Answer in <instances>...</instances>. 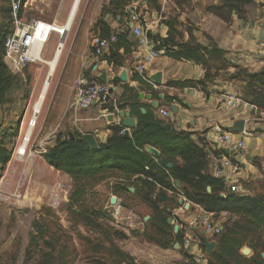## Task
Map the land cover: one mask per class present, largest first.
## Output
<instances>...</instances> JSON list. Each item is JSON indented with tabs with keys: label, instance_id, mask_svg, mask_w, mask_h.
I'll list each match as a JSON object with an SVG mask.
<instances>
[{
	"label": "rangeland",
	"instance_id": "374dc122",
	"mask_svg": "<svg viewBox=\"0 0 264 264\" xmlns=\"http://www.w3.org/2000/svg\"><path fill=\"white\" fill-rule=\"evenodd\" d=\"M108 2L80 0L73 27L65 32V49L50 78V89L41 111L35 113L37 121L26 151L36 156L30 159L23 154L16 158L14 150L21 144L26 121L34 114L33 104L47 66L36 60L25 69L16 71L0 50V75L11 79V89L4 104L0 105V132L14 134L13 138L7 139L10 159L0 166V264H220L221 261L217 262L212 256V251L221 253L219 240L224 229L221 234H206L200 232V224L193 231L190 250L175 246L173 225L179 221L172 218L169 223L172 228L161 233L154 224H146L152 214L150 209L136 199L129 200L123 194L112 193L108 174L98 181L74 180L49 166L43 157L46 150L55 145L58 133L61 137L66 135L67 127L61 124V97L64 98L82 74H87L83 65L92 53L93 37L101 34V22L108 25L115 20V13L121 12H115ZM71 3L72 0L22 2V15L27 20L33 18L39 22L37 36L43 42V58H50L61 40ZM160 3V0L154 4L148 0H130L124 10L128 6L136 10L151 32L150 25L156 20L154 12L160 9ZM10 4L11 0H0V29L6 35L13 28ZM172 34L174 39L176 35L181 38L180 32ZM226 62L224 65L219 62L211 64V75L214 68L218 69L216 76L210 79L218 77L223 81L224 96L233 94L241 103L251 105L247 102L251 98L249 80L235 65L245 69L246 73L259 71L264 65L250 67L230 59ZM110 103L112 101L103 104L107 111ZM112 196L121 203L122 209L116 215L110 206ZM180 199V206H183L187 201ZM186 211L184 209L185 215ZM208 216L220 226L227 219L224 213H208ZM257 236L264 240V234L258 231L249 232L247 239L255 240ZM205 242H214L210 251L206 250ZM244 247L249 248L244 243L238 253L251 256L250 248L248 255L242 254ZM257 253L264 264L259 247ZM222 257L228 264H238L233 256L222 254Z\"/></svg>",
	"mask_w": 264,
	"mask_h": 264
},
{
	"label": "trees",
	"instance_id": "16d2710c",
	"mask_svg": "<svg viewBox=\"0 0 264 264\" xmlns=\"http://www.w3.org/2000/svg\"><path fill=\"white\" fill-rule=\"evenodd\" d=\"M24 0H20V5ZM130 0H109L108 4L115 12V17L127 16L125 13L126 2ZM154 4L156 0H148ZM253 4V0H220L218 5L206 7V11L212 13L222 21L229 23L232 16L238 19L245 18V8ZM124 12V13H123ZM108 14H114L109 13ZM123 14V16L121 15ZM142 18V17H141ZM101 34L99 37L108 38L113 35L109 25L101 22ZM148 38L154 43V48H164V54L173 59H183L198 63L204 69L202 79L196 81L204 86V82L210 77L211 64L219 62L226 64L225 51L215 45L202 46L194 36L189 33L188 40L176 41L172 32H168L165 38L153 35L147 31ZM5 31L0 29V50L4 52ZM127 32H121L115 36L113 46L116 49L133 43L126 39ZM126 52V50H125ZM107 62L114 66H121L119 57L115 51L110 55L102 56ZM237 70L244 72L248 78L251 98L247 101L257 110L264 111V68L256 72L246 73L245 69L235 65ZM136 79L138 77H135ZM117 79L113 80L116 84ZM194 81H175L169 83L172 86L184 88ZM11 89V79L0 75V105L4 104L6 95ZM124 91L132 88L124 87ZM153 97H157L151 91ZM131 100H124L117 104L120 109L129 106V112L136 118V124L132 128L130 137L120 134L121 126L113 125L112 134L104 141L98 142V147L93 149L82 141V134L75 130H65L66 135L61 137L58 133L54 146L48 148L43 157L49 166L61 171L74 180L90 179L98 181L108 174V180L115 177L111 185L112 193L123 194L128 199H136L150 209V215L146 224H154L161 233L167 228H172L167 223V218H175L172 210L178 206V200L184 198L191 205L200 206L205 212L213 215L224 213L227 215L225 223L221 224L219 245L221 253L233 256L238 264H261L257 248L264 254V240L259 236L247 239L249 232L264 234V195H240L230 191L222 178H216L206 171L209 152L206 151L205 143H196L191 139L192 133L185 130L172 128L166 131L162 126L166 121L155 116L154 108L144 105L145 112L140 111L141 104L136 102V94H132ZM169 100L179 102L176 97ZM68 132H72L74 139H70ZM14 134L9 131L0 132V166H4L10 159L11 149L8 147V138ZM150 145L156 148L160 155L155 157L149 154L145 147ZM215 155L223 153L218 149L212 151ZM229 158V156L227 155ZM181 160V162L179 161ZM168 164L171 166L168 167ZM179 181L175 187L174 181ZM133 188L130 192L128 188ZM209 187L210 191L206 188ZM222 194L224 196H222ZM121 205V203H120ZM173 242L184 248L182 243V232L180 229L172 235ZM247 241V242H245ZM247 243L252 250V255L244 257L238 250ZM212 251V256L221 261L220 264H228L224 261L222 254ZM122 255V253H120ZM47 264V262H46Z\"/></svg>",
	"mask_w": 264,
	"mask_h": 264
},
{
	"label": "crops",
	"instance_id": "0c3cea01",
	"mask_svg": "<svg viewBox=\"0 0 264 264\" xmlns=\"http://www.w3.org/2000/svg\"><path fill=\"white\" fill-rule=\"evenodd\" d=\"M177 1L183 0H160V9L154 12L156 20L152 22L153 25H150L153 35L165 38L168 32H180L181 38L176 35L174 40L182 42L188 40L189 33H191L202 46L209 47L213 44L225 51V59L250 67L258 64L264 65V0H253V4L245 8L243 20L233 15L229 23L205 10L210 5H218L220 0H184L182 3ZM129 8L132 9L131 6L126 7L125 13H128ZM126 21L127 16L117 15L115 20L108 25L115 36L123 31L127 32L126 39L133 44L116 49L113 46L115 39L101 55V57L109 56L112 51H115L121 66H114L103 57L93 55V48L83 65L87 74L82 75L92 80H96L101 71H106L107 85L112 98L110 99L112 103L108 104V111L99 103L86 109H74L72 107L74 87L71 86L72 89L68 90L64 98L61 97L60 105L63 108L61 124L65 125L67 130H75L81 134L91 133L97 142H104L112 134L111 126L120 125L122 127L118 116V111L121 110L117 107L118 102L131 100L132 94H136V102L141 104L140 109H144V105H150L154 108L156 117L171 124L170 129L189 131L192 133L191 139L196 143L199 141L205 143V149L209 152V162L206 168L208 173L213 175L214 165H218L221 159L229 156V160L236 164L233 172L224 169L227 174L225 185L230 191L240 195H264V111H257L255 107L244 102L235 110H224L222 106V100L225 97L223 81L215 77L205 81L204 86H201L196 83L204 76V69L200 64L183 59H173L166 56L164 52L144 65L145 74L149 78V81H144L138 73L134 72V67L141 60L147 48L136 46L135 38L130 31L126 30ZM142 21L144 27L150 31L143 18ZM122 70L126 72L125 81L119 79ZM158 72L161 75L159 86L154 85L150 80L151 75ZM116 79L117 82L114 84L113 80ZM186 80L194 82L184 88L169 84ZM126 86L132 88V93L124 91ZM151 91H154L157 97H153ZM140 93L149 95L150 98L146 99L144 96L140 99ZM159 94H162V99H159ZM169 97H176L179 102L169 100ZM152 100H157V107L152 105ZM170 105L178 107V113L181 115L180 121L176 114L170 111ZM129 109V106H125L122 110L129 112ZM161 109L169 111V115L162 116ZM129 116L134 118L136 124V118L130 112ZM237 120L244 121L243 132H231L235 139L239 138L244 141V149L234 154H227L223 151L215 155L212 151L220 148L210 145L206 138L207 133L215 127L229 130L228 128ZM131 130L132 128L129 129V134ZM115 179L117 178L113 177L109 180L110 185ZM179 200L178 204L181 205ZM186 212H188L187 215L184 214V205L172 210L174 219L179 221L178 223L189 226L192 231L199 227V224L194 222L197 218L209 217L208 213L196 204L193 206L189 204ZM200 232L203 231L200 230Z\"/></svg>",
	"mask_w": 264,
	"mask_h": 264
},
{
	"label": "built area",
	"instance_id": "2783aa9c",
	"mask_svg": "<svg viewBox=\"0 0 264 264\" xmlns=\"http://www.w3.org/2000/svg\"><path fill=\"white\" fill-rule=\"evenodd\" d=\"M22 6L20 0H11L10 13L13 23V28L9 34L6 35L3 43L5 58L9 61L12 69L19 71L25 69L29 64L34 63L37 59V51L41 47L40 38L37 36L39 22L36 19L27 20L21 13ZM126 21V30L130 31L135 38L137 47H145L147 50L142 54L141 60L135 65L134 72L138 73L144 81H149L145 74L144 65L150 63L160 53L164 52V48L156 50L154 43L147 36V29L144 27L141 16L132 8L128 9ZM115 35L108 38H101L94 36L92 41L93 55L101 56L103 51L109 46L111 42L115 41ZM152 45V46H151ZM72 99V107L74 109H86L95 103L105 104L110 102L111 92L107 83H100L97 79L92 80L86 76H80L74 85ZM241 105L240 99L228 94L222 100L224 110H235ZM160 114L164 117L169 115V111L161 109ZM37 118L35 114L28 121H26V128L23 132L21 143H24L25 149L30 141L33 133V128L36 125ZM125 128L122 127L120 134H124ZM210 145L219 147L220 150H228L237 153L244 149V141L242 139H235L231 131L215 127L206 135ZM218 149V148H217ZM15 155L16 151L14 150ZM224 169L230 172L235 171L236 164L232 163L229 158L224 157L220 160L218 165H214L213 175L216 178H222L224 183L227 182V174ZM222 196H224L222 194ZM114 209V215L120 212L121 205L118 201L110 205ZM187 210V209H185ZM196 224L202 225V231L206 234L217 235L221 230V226L208 217L197 218L194 221ZM191 225V224H190ZM178 229L182 232V243L184 247L190 248L194 241V233L191 228L182 223L178 224ZM188 227V229H187Z\"/></svg>",
	"mask_w": 264,
	"mask_h": 264
},
{
	"label": "water",
	"instance_id": "95a60500",
	"mask_svg": "<svg viewBox=\"0 0 264 264\" xmlns=\"http://www.w3.org/2000/svg\"><path fill=\"white\" fill-rule=\"evenodd\" d=\"M64 35H65V31L63 32V35H62V38L61 40L64 39ZM96 68V67H95ZM160 73H155L153 75H151L150 77V80L152 81V83L154 85H157L159 86L161 84V77H160ZM49 79V77H48ZM96 79L100 82V83H103V84H106L107 83V73L106 71H101ZM119 79L125 81L126 80V72L125 70H122L121 73L119 74ZM145 96L146 99H149L150 96L149 95H144V93H140L139 94V98L142 99L143 97ZM159 99H162V94H159L158 95ZM152 105L154 107H157V100H152L151 101ZM140 111L143 113L144 112V109L141 108ZM170 111L174 114H176L177 116V119L180 121L181 120V115L178 113V107L176 105H170ZM118 116L120 117V121H121V125L122 127L125 128V132H124V137H130V134H129V129L133 128L135 126V120L133 117L129 116V112L128 111H123L122 109L118 111ZM243 127H244V121L243 120H237V121H234L232 123V125L228 128L230 131H232L233 133H241L243 132ZM162 128L166 131H169L170 128H171V124L170 123H165ZM68 135L70 137V139H74V135L72 132H68ZM82 141L85 142L89 147L93 148V149H96L98 147V142L96 141L95 137L93 134L91 133H84L82 134V137H81ZM145 150L155 156V157H158L160 155L159 151L150 146V145H147L145 147ZM225 152L227 154H234L233 152L231 151H228V150H225ZM171 165L168 164V167H170ZM174 185L175 187H178L179 186V181L178 180H175L174 181ZM130 192H133V188H129L128 189ZM207 191H210V188L207 187L206 188ZM244 196V195H242ZM116 202V197L115 196H112L110 198V203L111 204H114ZM180 203L182 201H179ZM189 207V202H186L184 204V209H187ZM147 219V217H145ZM167 223H171L172 222V219L169 217L167 218ZM178 230V226L175 224L173 225V231L176 233ZM178 244H175V246H177ZM214 245V242H205L204 243V246L206 247V250L207 251H210L211 248L213 247ZM187 250H190V248H188ZM242 254L244 255H248L250 253V249L247 248V247H244L242 250H241ZM262 256H264V254H262Z\"/></svg>",
	"mask_w": 264,
	"mask_h": 264
},
{
	"label": "bare ground",
	"instance_id": "6f19581e",
	"mask_svg": "<svg viewBox=\"0 0 264 264\" xmlns=\"http://www.w3.org/2000/svg\"><path fill=\"white\" fill-rule=\"evenodd\" d=\"M79 3L80 0H72V3L70 5V8L68 10L67 16L65 18V22H64V31L68 32L72 29L74 21H75V16L77 13V10L79 8ZM61 39V38H60ZM41 41V40H40ZM41 47H39V50L37 51L36 55H37V61L42 64L43 66L46 65L47 66V72L45 75V78L43 80L42 86L40 88V91L38 93V96L33 104V112L38 113L41 111V107L43 105V102L47 96V93L50 89V78L54 75L56 68H57V64L58 61L60 60V57L62 56V53L65 49V40H60L57 42V45L55 47V50L53 51V54L50 58H43L41 53H42V48H43V42L41 41ZM45 66V67H46ZM49 77V79H48ZM29 152V151H28ZM28 152L25 149V145L24 143L19 144L16 147V158L23 154V155H27V157H35L36 155H34L33 152ZM31 158V159H32Z\"/></svg>",
	"mask_w": 264,
	"mask_h": 264
}]
</instances>
